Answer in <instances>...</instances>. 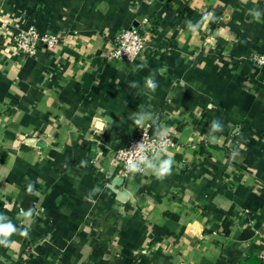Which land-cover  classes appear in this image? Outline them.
I'll use <instances>...</instances> for the list:
<instances>
[{
	"label": "crops",
	"instance_id": "1",
	"mask_svg": "<svg viewBox=\"0 0 264 264\" xmlns=\"http://www.w3.org/2000/svg\"><path fill=\"white\" fill-rule=\"evenodd\" d=\"M255 7L264 11V0H0V213L21 227V208L44 209L28 238L0 247V264H264ZM208 11L217 20L189 32L187 21ZM144 18L156 49L110 61L116 35ZM29 26L59 43L25 55L14 36ZM139 111L170 129L174 165L163 179L120 173L116 152L139 129L130 117ZM214 119L224 126L215 145Z\"/></svg>",
	"mask_w": 264,
	"mask_h": 264
},
{
	"label": "clouds",
	"instance_id": "2",
	"mask_svg": "<svg viewBox=\"0 0 264 264\" xmlns=\"http://www.w3.org/2000/svg\"><path fill=\"white\" fill-rule=\"evenodd\" d=\"M242 3L247 4L248 0H241ZM253 4H257L258 0H252ZM248 14L253 17L256 22H264L262 21V17H264V11L260 8L255 7L248 9ZM217 17L214 12L208 11L205 12L201 18V20L193 23L191 20L187 21L186 27L189 32L196 34L199 29L202 27H206L208 23L215 22ZM139 68L145 67L144 64L138 66ZM139 85L136 82H132L131 87L136 88ZM145 87L151 91H155L158 87L156 80L152 75H149L145 78ZM130 117L133 120V124L137 127L143 128L147 122H151V124L155 125V137L156 140L153 142L155 147L151 151V156L149 157L147 153V147L143 142L139 143L136 149L132 150V156L126 162V168L129 173H144L145 171H151V173L157 179H163L166 176L170 175L172 172V168L174 165V160L171 154L164 155L165 147L169 143L168 134L170 129L166 126H162L158 123L157 117L147 111H139L135 113H131ZM223 124L221 121L214 119L210 123V131L207 135L208 142L211 144H220L222 143L223 137H218L216 134L221 133L223 131ZM102 131V130H101ZM244 145L237 141L235 147H232V150L229 154V158L231 160H235L239 154L240 149L243 148ZM87 161H81V167H86ZM27 179V178H26ZM27 192L29 194H36L34 184L32 182H28L27 184ZM100 191L99 188H93L91 192L85 197V199L91 200L92 196ZM44 211L43 208H29L24 210L20 209L18 212V219H21L22 224L21 227H17L16 224L5 214L0 213V247L5 249H14L17 245V241L11 239L13 235H19L23 238H28L29 236V225L34 216L39 215Z\"/></svg>",
	"mask_w": 264,
	"mask_h": 264
},
{
	"label": "built area",
	"instance_id": "3",
	"mask_svg": "<svg viewBox=\"0 0 264 264\" xmlns=\"http://www.w3.org/2000/svg\"><path fill=\"white\" fill-rule=\"evenodd\" d=\"M155 25L151 18H144L137 27L124 29L116 35L115 45L111 49L108 59L110 61L132 62L137 56L146 50H155ZM14 40L16 46L27 56L35 55L42 44L48 49H53L59 43V36L51 32L41 33L35 26H29L19 30ZM255 64L264 67V52H255L252 55ZM156 140L155 133L152 132V124L148 122L143 128L136 130L128 144L118 148L116 160L120 173L124 178L134 175L129 173L126 168L127 160L132 156V150L136 149L141 142L147 147V153L151 156V151L155 147L153 142ZM169 143L165 147V153L168 147L172 146L173 139L168 134ZM137 174V173H136Z\"/></svg>",
	"mask_w": 264,
	"mask_h": 264
},
{
	"label": "trees",
	"instance_id": "4",
	"mask_svg": "<svg viewBox=\"0 0 264 264\" xmlns=\"http://www.w3.org/2000/svg\"><path fill=\"white\" fill-rule=\"evenodd\" d=\"M26 261V260H25ZM20 264H26L24 261H21Z\"/></svg>",
	"mask_w": 264,
	"mask_h": 264
}]
</instances>
